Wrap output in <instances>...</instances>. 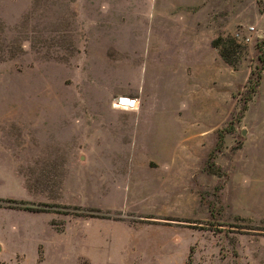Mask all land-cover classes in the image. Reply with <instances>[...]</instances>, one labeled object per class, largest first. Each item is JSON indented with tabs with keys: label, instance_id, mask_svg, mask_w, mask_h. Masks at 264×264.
<instances>
[{
	"label": "rangeland",
	"instance_id": "374dc122",
	"mask_svg": "<svg viewBox=\"0 0 264 264\" xmlns=\"http://www.w3.org/2000/svg\"><path fill=\"white\" fill-rule=\"evenodd\" d=\"M0 246L264 264V0H0Z\"/></svg>",
	"mask_w": 264,
	"mask_h": 264
},
{
	"label": "crops",
	"instance_id": "0c3cea01",
	"mask_svg": "<svg viewBox=\"0 0 264 264\" xmlns=\"http://www.w3.org/2000/svg\"><path fill=\"white\" fill-rule=\"evenodd\" d=\"M140 90V89H139ZM120 96H129V95H119L118 97ZM130 97H133V98H137V97H134V96H130ZM138 99V102H139V106L136 110H120V109H116L113 107V110H111L110 112V117L112 118V120H115V119H119V118H126V119H131L133 121H137V124L139 123L140 119H141V115L143 114V112L145 111L146 107L143 108L142 106L140 107V99L144 100V96L141 94V90H140V99ZM146 100V99H145ZM147 104V103H146ZM136 124V126H137ZM136 131V127H135V130H134V133ZM1 246H0V251H1ZM0 264H15V258L13 257L12 259H3V258H0ZM16 264H19V263H16Z\"/></svg>",
	"mask_w": 264,
	"mask_h": 264
},
{
	"label": "built area",
	"instance_id": "2783aa9c",
	"mask_svg": "<svg viewBox=\"0 0 264 264\" xmlns=\"http://www.w3.org/2000/svg\"><path fill=\"white\" fill-rule=\"evenodd\" d=\"M113 106L120 110H136L139 106V102L137 98L120 96L115 99Z\"/></svg>",
	"mask_w": 264,
	"mask_h": 264
},
{
	"label": "trees",
	"instance_id": "16d2710c",
	"mask_svg": "<svg viewBox=\"0 0 264 264\" xmlns=\"http://www.w3.org/2000/svg\"><path fill=\"white\" fill-rule=\"evenodd\" d=\"M221 41H222L221 39L215 41V42L213 43V47L216 48V49H219L220 54H221V56L223 57V59H224L225 61H227L228 63H230V61L228 60V56H227V54H226V48L220 46V42H221ZM14 203H16V201H14ZM8 208H11V207H8ZM13 209H15V208H13Z\"/></svg>",
	"mask_w": 264,
	"mask_h": 264
}]
</instances>
